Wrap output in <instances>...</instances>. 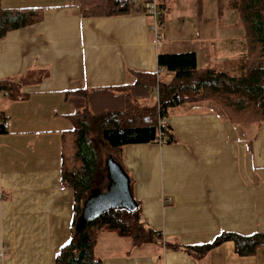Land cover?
Wrapping results in <instances>:
<instances>
[{"label":"crops","instance_id":"1","mask_svg":"<svg viewBox=\"0 0 264 264\" xmlns=\"http://www.w3.org/2000/svg\"><path fill=\"white\" fill-rule=\"evenodd\" d=\"M2 5L41 8L43 19L0 40V82L20 85V98L0 99L10 123L0 133V264H56L57 253L71 240L75 213L74 191L61 180L63 136L73 129L78 108L67 91L107 87L119 96L120 86L134 84L140 75L170 79L157 61L160 52L170 51L156 45L155 24L152 31L143 11L84 18L78 0H2ZM222 28V39L238 40L241 55L247 54L241 21L236 31ZM208 48L192 50L201 69L204 59L211 66ZM29 73L38 76L33 80ZM109 102L124 103L121 97ZM164 119L174 143L128 145L120 160L141 221L161 237L137 244L103 229L96 257L103 264H264L263 247L241 257L226 242L200 257L167 245L201 244L223 231L264 233V185L256 182V167L247 165L248 150L240 155L235 143L261 122L232 123L207 102L173 107Z\"/></svg>","mask_w":264,"mask_h":264},{"label":"trees","instance_id":"2","mask_svg":"<svg viewBox=\"0 0 264 264\" xmlns=\"http://www.w3.org/2000/svg\"><path fill=\"white\" fill-rule=\"evenodd\" d=\"M218 1L223 10L238 12L245 30L247 54L243 55L235 72L199 68L196 51L160 52L158 66L172 75L170 79L153 73L140 75L134 84L121 85L119 96L107 87L67 91V98L78 108L72 114L73 129L63 136L61 180L64 186L74 191L75 213L71 240L57 253L56 264H103L94 251L98 234L103 229L130 236L137 244L161 237L159 231L141 222L140 208L136 212L126 209L107 211L77 234L84 201L95 187L102 145L120 161L123 148L128 145L172 144L176 141L173 128L169 123L160 125V119L165 118L171 108L187 103L207 102L218 115L236 124L264 121V0ZM138 3V0H78L84 18L119 16L138 11L147 13V6ZM197 6L200 8V0H197ZM159 7H167L166 1L159 0ZM42 19L41 8H4L0 0V40L9 32ZM29 76L34 80L38 75L29 73ZM19 87L12 81L0 82V91L8 92L10 99L20 98ZM155 89L158 90L155 107L138 103V96L148 97ZM119 97L124 101L122 105L110 104V100ZM6 120L0 111V133L7 132ZM226 242L234 244L237 255L249 257L264 247V233L223 231L209 242L167 245L203 257Z\"/></svg>","mask_w":264,"mask_h":264},{"label":"rangeland","instance_id":"3","mask_svg":"<svg viewBox=\"0 0 264 264\" xmlns=\"http://www.w3.org/2000/svg\"><path fill=\"white\" fill-rule=\"evenodd\" d=\"M138 2L142 3V5H147L143 0H138ZM166 4L167 7L160 8L162 13L165 12L166 20L165 27L161 28L160 26V32L164 34L166 33L170 37V41L168 45H165L162 49L166 48L167 51L170 52L196 50L200 53L202 49H209L208 46L210 45V47H212V52L208 56H210L211 66H206L207 62L204 59V65H202V67L204 66V69L213 68L216 70H227L232 73L233 71H236L241 61L240 59H242L241 57L244 55H241L240 48L236 46L239 41L236 39H228L227 42L231 40V43L229 42L232 44L231 48L229 47L230 45H226L228 43L221 37L222 32H225L222 27H230L231 31L238 30L240 19L236 10H223L220 8L218 0H200V8L197 6V0H167ZM3 7L7 8L5 6ZM145 15L148 18L152 29L155 24V17L150 14V12L145 13ZM205 43H208L209 45ZM218 58L221 60L218 61ZM161 74V77H164V73ZM157 97L156 92L153 91L148 97L138 96V103L155 107L157 104ZM251 123L247 122L243 124ZM166 124H168V122ZM244 136L248 140L247 143H245ZM244 136H239L235 140V143L241 149L240 155H243V151L248 150L247 165L249 163L251 169L253 166L256 167L258 170V179H256V182L261 183L262 181L264 185V121H262L261 124L250 128ZM110 155V150L102 145L99 152V170L95 179L98 187L106 186V159Z\"/></svg>","mask_w":264,"mask_h":264},{"label":"water","instance_id":"4","mask_svg":"<svg viewBox=\"0 0 264 264\" xmlns=\"http://www.w3.org/2000/svg\"><path fill=\"white\" fill-rule=\"evenodd\" d=\"M106 171L105 190L93 188L84 201L76 228L77 234H80L88 223L107 211L126 209L136 212L139 208V203L132 190L131 177L124 165L112 154L106 159Z\"/></svg>","mask_w":264,"mask_h":264},{"label":"built area","instance_id":"5","mask_svg":"<svg viewBox=\"0 0 264 264\" xmlns=\"http://www.w3.org/2000/svg\"><path fill=\"white\" fill-rule=\"evenodd\" d=\"M145 4H147V8H148V12H150V14L154 15L155 17V25H154V29L156 31V36H155V43L158 47H162L165 46L169 43L170 41V37L168 35H164L160 32V18L162 16V11L159 7V1L158 0H151L149 2H146ZM155 92H158L157 89H155ZM9 93L8 92H1L0 91V99L3 97H8ZM1 111V110H0ZM166 121L164 118L160 119V125H165ZM5 127H9L10 123L9 121H5L4 123ZM1 194V191H0Z\"/></svg>","mask_w":264,"mask_h":264},{"label":"flooded vegetation","instance_id":"6","mask_svg":"<svg viewBox=\"0 0 264 264\" xmlns=\"http://www.w3.org/2000/svg\"><path fill=\"white\" fill-rule=\"evenodd\" d=\"M95 189H96V190H97V189L102 190V189H104V187H103V186H102V187H98V186H96Z\"/></svg>","mask_w":264,"mask_h":264}]
</instances>
